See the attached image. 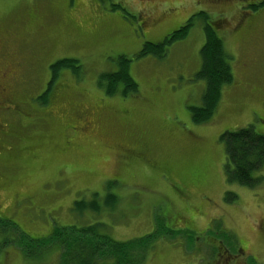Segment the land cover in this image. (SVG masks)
<instances>
[{
	"label": "rangeland",
	"instance_id": "rangeland-1",
	"mask_svg": "<svg viewBox=\"0 0 264 264\" xmlns=\"http://www.w3.org/2000/svg\"><path fill=\"white\" fill-rule=\"evenodd\" d=\"M259 1L0 0V68L16 111L5 114L15 135L2 141L0 217L33 238L99 222L128 240L164 224L180 232L158 237L141 264H264V168L256 186L229 181L221 139L250 125L264 135V6L251 7ZM203 11L224 20L234 80L212 119L195 123ZM193 16L166 56H135ZM124 55L138 91L107 94L101 74L117 71ZM63 58L82 67L61 69L42 102L51 65ZM109 194L116 204L105 203ZM93 199L99 210L74 209ZM6 237L14 238L9 229L0 231V264H28L17 246H3ZM55 259L54 249L39 264Z\"/></svg>",
	"mask_w": 264,
	"mask_h": 264
},
{
	"label": "trees",
	"instance_id": "trees-1",
	"mask_svg": "<svg viewBox=\"0 0 264 264\" xmlns=\"http://www.w3.org/2000/svg\"><path fill=\"white\" fill-rule=\"evenodd\" d=\"M262 6H264V0L251 4L254 10ZM198 15L207 20L203 27L205 43L201 48V68L195 73V77L205 81V90L202 104L192 105L190 110L193 122L207 123L218 108L224 85L233 83L234 74L231 64L232 57L227 52L224 38L219 34V30L224 27V20L216 18L209 22V16L204 11ZM195 16L179 30L166 36L162 42L146 41L135 56H166L173 42L186 35L188 28L193 25L192 21ZM120 58L122 62L119 69L115 72L101 74L100 83L107 94L118 93L122 88V94L127 96L138 91V83L130 73L131 58L125 55ZM81 67L80 62L74 58L57 60L51 65L52 78L46 91L38 99L47 103L48 94L53 90L54 82L61 69L71 68L77 72ZM221 139L226 144L228 180L246 186H256L260 183L263 176L255 175V173L264 168V135L256 132L254 126L250 125L235 131H226L221 134ZM229 195L226 196L228 201L235 196ZM116 202L117 197L112 194H109L105 201L108 205H114ZM74 209L83 212L88 209L99 210L100 206L94 199L91 201L77 200L74 202ZM161 227L157 223L155 230L145 236L116 240L103 231L102 223L97 222L83 226L56 227L47 237L33 238L11 219L0 217V231L9 229L14 237H6L3 240V246L9 244L17 246L30 261L28 264H39L45 258L46 253L54 249L57 252L56 264H141L158 237H174L175 233L180 232L164 224H161ZM235 253L244 254L242 248H237V246Z\"/></svg>",
	"mask_w": 264,
	"mask_h": 264
},
{
	"label": "flooded vegetation",
	"instance_id": "flooded-vegetation-1",
	"mask_svg": "<svg viewBox=\"0 0 264 264\" xmlns=\"http://www.w3.org/2000/svg\"><path fill=\"white\" fill-rule=\"evenodd\" d=\"M7 76L6 72L0 68V153H4L8 149V147L3 146L2 141L6 137L15 135L11 129L12 125L8 123V120L5 118V114L16 112L12 110V108L15 107V100L12 95L11 85L6 82ZM78 117L81 119L80 121H84L83 115L79 114Z\"/></svg>",
	"mask_w": 264,
	"mask_h": 264
}]
</instances>
